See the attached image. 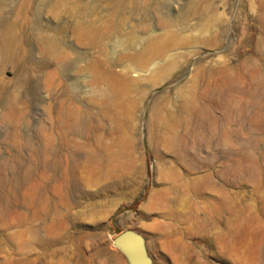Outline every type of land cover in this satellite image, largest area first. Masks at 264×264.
Masks as SVG:
<instances>
[{
	"label": "rangeland",
	"instance_id": "rangeland-1",
	"mask_svg": "<svg viewBox=\"0 0 264 264\" xmlns=\"http://www.w3.org/2000/svg\"><path fill=\"white\" fill-rule=\"evenodd\" d=\"M124 230L264 264V0H0V264H127Z\"/></svg>",
	"mask_w": 264,
	"mask_h": 264
},
{
	"label": "water",
	"instance_id": "water-1",
	"mask_svg": "<svg viewBox=\"0 0 264 264\" xmlns=\"http://www.w3.org/2000/svg\"><path fill=\"white\" fill-rule=\"evenodd\" d=\"M112 245L124 256L127 264H153L143 236L134 230L120 232L113 238Z\"/></svg>",
	"mask_w": 264,
	"mask_h": 264
},
{
	"label": "bare ground",
	"instance_id": "bare-ground-1",
	"mask_svg": "<svg viewBox=\"0 0 264 264\" xmlns=\"http://www.w3.org/2000/svg\"><path fill=\"white\" fill-rule=\"evenodd\" d=\"M65 70L67 71V67H65ZM64 93L69 96L70 94H78V90H77V85L75 84H71V83H67L65 85V90ZM200 113H203V108L201 107L198 108ZM62 111V125H63V143L66 146L72 147V148H76L79 146V144L77 143V141L74 138H67L68 134L71 133L73 135H77V127L80 124V115H79V110L78 107L74 104V105H64L61 108ZM79 130V129H78ZM50 136V135H49ZM176 135L175 133H173V135H171V143L172 145H175L176 143H178V139L175 138ZM49 141H51V137H49ZM75 157V156H74ZM75 160V159H74Z\"/></svg>",
	"mask_w": 264,
	"mask_h": 264
}]
</instances>
